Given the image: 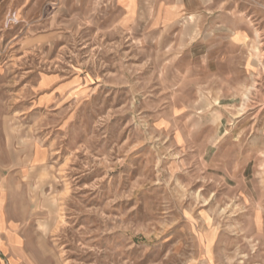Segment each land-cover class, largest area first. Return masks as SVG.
<instances>
[{"label": "rangeland", "instance_id": "obj_1", "mask_svg": "<svg viewBox=\"0 0 264 264\" xmlns=\"http://www.w3.org/2000/svg\"><path fill=\"white\" fill-rule=\"evenodd\" d=\"M0 103L42 264H264V0H0Z\"/></svg>", "mask_w": 264, "mask_h": 264}, {"label": "crops", "instance_id": "obj_2", "mask_svg": "<svg viewBox=\"0 0 264 264\" xmlns=\"http://www.w3.org/2000/svg\"><path fill=\"white\" fill-rule=\"evenodd\" d=\"M227 28L230 29L228 25ZM243 36L245 37V34ZM221 38L219 40L217 36L207 48L214 50L215 64H221L226 59L222 51L223 41L227 39L226 46L235 47L242 40V35H236L235 31H232ZM3 110L5 108H2L0 103V264H42L41 246L37 243V235L24 227L18 178L21 169H25V166L20 165V158H27L26 167H29L30 164L35 165L43 161L46 151L34 144L25 148L23 145L19 146L17 135L8 129V120L4 118L6 115L1 113Z\"/></svg>", "mask_w": 264, "mask_h": 264}]
</instances>
